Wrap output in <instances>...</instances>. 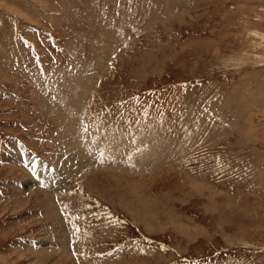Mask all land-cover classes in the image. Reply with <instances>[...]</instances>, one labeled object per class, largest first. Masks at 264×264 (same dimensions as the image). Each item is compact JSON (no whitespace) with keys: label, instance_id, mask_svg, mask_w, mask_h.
<instances>
[{"label":"rangeland","instance_id":"1","mask_svg":"<svg viewBox=\"0 0 264 264\" xmlns=\"http://www.w3.org/2000/svg\"><path fill=\"white\" fill-rule=\"evenodd\" d=\"M0 264H264V0H0Z\"/></svg>","mask_w":264,"mask_h":264},{"label":"snow or ice","instance_id":"2","mask_svg":"<svg viewBox=\"0 0 264 264\" xmlns=\"http://www.w3.org/2000/svg\"><path fill=\"white\" fill-rule=\"evenodd\" d=\"M85 132H87V125H85ZM101 162H103L104 153L100 154Z\"/></svg>","mask_w":264,"mask_h":264},{"label":"bare ground","instance_id":"3","mask_svg":"<svg viewBox=\"0 0 264 264\" xmlns=\"http://www.w3.org/2000/svg\"><path fill=\"white\" fill-rule=\"evenodd\" d=\"M115 146H116V145H115ZM115 146H113V147H115ZM108 147H109V146H108ZM111 147H112V146H111ZM111 147H110V148H111ZM115 148H116V147H115ZM120 149H121V148H120ZM115 150H116V149H115ZM113 152H114V151H113ZM120 152H121V150H120ZM120 152H119V153H120ZM114 153H116V152H114ZM126 158H127V157H126ZM136 158H137V157H136ZM134 159H135V158H134ZM137 159H138V158H137ZM131 162H132V161H131ZM131 162H130V164H131ZM136 162H137V161H136ZM139 164H140V163H139Z\"/></svg>","mask_w":264,"mask_h":264}]
</instances>
